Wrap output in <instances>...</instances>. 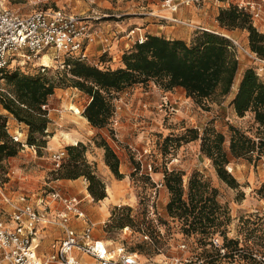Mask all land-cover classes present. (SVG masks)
I'll list each match as a JSON object with an SVG mask.
<instances>
[{
	"label": "rangeland",
	"instance_id": "1",
	"mask_svg": "<svg viewBox=\"0 0 264 264\" xmlns=\"http://www.w3.org/2000/svg\"><path fill=\"white\" fill-rule=\"evenodd\" d=\"M162 1L152 0L151 6H148L149 0H50L46 5H34L28 0L4 1L7 7L21 15L37 9L53 8L76 14L104 16L95 23H100L107 38L112 43L114 41V46H120L121 42L128 43L127 34L131 30H136L135 38L145 37L146 33L141 31L145 27L143 24L154 25L155 32L160 36L181 39L188 44L192 43L201 29H208L228 37L236 45L240 67L229 95H216L202 102L188 98L179 88L169 92L174 95L172 97L163 93L164 90L155 88L152 81L146 85H134L115 94L114 104L120 107L114 117L118 124L113 121L101 130L93 128L83 116L89 102L85 94L73 87L57 88L48 100V134L34 135L36 152L20 146L18 155L9 158L10 163L7 159L0 164V178L7 181L6 191L11 195H29L55 188L82 199L85 215L95 224L94 237L106 241L110 247L122 246L137 253L141 264H258L248 260L247 254H264V194L259 191L264 184V158L257 164L246 159H232L226 166L228 174L236 181L232 186L219 177L212 161L201 153V139L186 142L192 137L191 130L198 129L202 136L206 128H214L226 136L225 146L228 150L230 127L251 137L256 134L257 125L253 114L239 117L232 101L247 69H254L264 82V63L246 53V31L223 29L217 21L220 10L243 0L192 1L180 5L176 12L165 9ZM146 17L151 18V21L143 23L139 20ZM254 26L260 32L264 31V11L261 19L254 21ZM245 37L247 42L244 41ZM95 44L92 48L98 46ZM126 52L128 50L124 49L121 58L118 54L112 55L115 59L109 55H96L88 63L100 69L116 70L122 67V57ZM15 59L17 61L13 60L3 71H20L26 75L39 76L42 61L22 64L21 57ZM45 59L48 62H43L49 67H46L47 72L42 76L58 81L64 72V68L59 65L63 57L60 55L50 61L46 56ZM0 86L8 90L2 73ZM165 96L169 97V104L161 106ZM10 125L12 134L24 132L22 139L27 136L29 140L30 129L26 124L14 120ZM54 137L59 138L58 141H53ZM70 138H79L87 147L85 155L88 164L105 183L109 200H105L106 197L105 201L95 202L88 191L89 182L85 177L60 179V168L55 167L52 155L65 151L66 156L61 165L65 164L66 148L73 146ZM103 141L107 142L119 159L121 178H117L105 163V149L99 147ZM28 146L31 147V144ZM149 166H152V172H149ZM166 170L182 172L185 188L192 177L198 176L208 184L209 192L217 190L216 199L222 207V218H230L229 225L220 231L229 240H238L236 249L243 248V255L235 259L219 257L210 246V236L184 234L182 223L171 218L166 209L170 200V193L164 186ZM7 171L11 177L3 178ZM31 185L35 187L30 189ZM145 235L148 239L144 238ZM57 237L55 232L53 235L48 234L42 250L46 251Z\"/></svg>",
	"mask_w": 264,
	"mask_h": 264
},
{
	"label": "trees",
	"instance_id": "2",
	"mask_svg": "<svg viewBox=\"0 0 264 264\" xmlns=\"http://www.w3.org/2000/svg\"><path fill=\"white\" fill-rule=\"evenodd\" d=\"M217 21L223 29L246 31V50L264 62V31L260 32L254 26L249 13L232 5L220 10ZM122 64V67L112 70L100 69L88 61L68 60L59 82L42 76L47 70L43 72L39 69V76L26 75L20 71H2L8 94L0 96V103L20 124L29 127L27 142L35 146V134H48V111L43 110L42 106L48 104L57 88L73 87L85 94L89 102L83 116L93 128L101 130L111 125L115 116V94L134 85H146L152 81L166 92L180 88L188 98L202 102L216 95H229L240 67L236 45L227 37L210 30L199 31L191 44L181 39L148 35L143 43L135 44L123 55ZM232 106L239 117L253 114L257 125L254 137L230 127L227 150L226 136L214 128H206L202 136L198 129L191 130L192 137L186 142L201 139V153L212 161L219 177L234 186L236 181L226 170L232 159H246L257 164L264 158V82L258 78L254 69L244 72ZM6 122L7 119L0 115V164L16 157L21 150V145L15 143L8 134ZM99 147L105 149L106 165L117 178H121L116 153L105 141ZM66 150L67 160L58 170L60 179L76 180L85 177L94 201L104 200L107 197L106 186L88 164L85 155L87 147L78 143L76 146H68ZM183 176L182 172L176 170L164 172V186L170 193L166 207L169 216L182 223L183 232L188 236H210V246L217 256L221 257L220 252L212 243V238L217 234L223 239L228 251H235L238 242L229 240L220 231L229 225L230 218H222V207L216 199L217 190L209 192L208 184L198 176L192 177L185 188ZM259 191L264 194V184ZM251 261L256 262L254 259Z\"/></svg>",
	"mask_w": 264,
	"mask_h": 264
},
{
	"label": "built area",
	"instance_id": "3",
	"mask_svg": "<svg viewBox=\"0 0 264 264\" xmlns=\"http://www.w3.org/2000/svg\"><path fill=\"white\" fill-rule=\"evenodd\" d=\"M4 1L0 0V73L13 60L17 61L15 57H21L22 64L42 61L40 65L43 72L49 67L43 62L45 56L52 61L54 57L61 55L63 60L59 61L61 63L59 65L62 68H65L68 60L89 62L94 43L103 46L102 55H109L111 59H115L110 53L114 41L112 43L111 39L107 38V33L100 23H95L104 16L76 14L53 8L37 9L21 15L7 7ZM28 1L34 5H46L50 0ZM192 1L201 0L162 2L165 9L176 12L180 5ZM237 6L249 13L254 22L262 17L264 0H243ZM135 33L136 30H131L127 34L129 39L127 44L130 45V41H133L134 46L145 41L143 36L135 38ZM133 46H129L128 51ZM246 53L254 60L264 63L248 50ZM5 93L8 94L0 86V96ZM168 104L169 97L165 96L161 106ZM42 109L48 111L49 105H43ZM119 110L120 107L116 104L115 116ZM113 121L118 124L114 118ZM6 130L15 143L36 152L35 146H28L27 136L22 139V132L14 134L10 132L9 119L6 122ZM65 156V151L52 155L56 168L61 167ZM148 170L152 172V166H149ZM5 176L11 177L9 171L3 174V178ZM6 182L0 178V264H141L137 253L122 246L110 247L107 242L94 237L95 224L85 215L82 199L55 188L29 195L24 193L11 195L6 191ZM55 230L59 231L56 233L58 237L50 243L46 251H43V242L48 234L53 235ZM144 238L148 239V236L145 235ZM212 243L224 258L233 256L235 259L245 251L243 248L228 251L218 234L214 236ZM247 255L248 260L254 259L258 264H264V254L257 255L252 252Z\"/></svg>",
	"mask_w": 264,
	"mask_h": 264
},
{
	"label": "crops",
	"instance_id": "4",
	"mask_svg": "<svg viewBox=\"0 0 264 264\" xmlns=\"http://www.w3.org/2000/svg\"><path fill=\"white\" fill-rule=\"evenodd\" d=\"M151 1L152 0H149V3H148V6H151ZM155 0H153V2H154ZM133 4V3H132ZM135 5V4H134ZM140 21H142L143 23H145L146 21H151V18H148V17H146V18H141V19H139ZM145 27L143 28V29H141V31H142V33H146V35H145V38H146V36H148V35H156V36H160V34L158 33V32H155V29H154V25H148V24H143ZM206 30H208V29H206ZM141 35V34H140ZM169 39V38H168ZM244 41L245 42H247V38L245 37L244 38ZM130 44H131V46H133V41H130ZM96 45H98V46H96ZM94 46H96L95 48H92V50H91V57H94V56H96V55H100V54H102V46L101 45H99V44H95ZM129 44H127V42H125V43H123V42H121V45L120 46H114V44H113V46L111 47V49H110V53L111 54H118V56L120 57L123 53H124V49L125 50H128L129 49ZM93 47V46H92ZM121 58V57H120ZM155 88H157L156 86H155ZM157 89H159V88H157ZM180 89V88H179ZM161 91V90H160ZM163 93H168V95L170 94V96H174L172 93H169V92H165V91H162ZM186 98V97H185ZM0 115H2V116H4L6 119H9L10 120V124H11V122H14V120L16 121V119L13 117V115L12 114H10L8 111H6L4 108H3V106L1 105V103H0ZM11 118H13L14 120H12ZM11 126V125H10ZM19 132V131H18ZM16 133V132H15ZM21 133V132H20ZM22 134L24 135V132H22ZM23 135H22V137H23ZM26 137V136H25ZM58 139L59 138H56V137H54L53 138V141H58ZM72 140V144L71 145H77L78 144V142H81L82 143V140H79V138H71ZM121 141H124V140H122V138H121ZM127 144L129 145V146H131L130 145V141H128L127 140ZM104 153H105V151H104ZM5 163V162H4ZM7 163V162H6ZM8 163H10L9 162V159H8ZM60 182V181H59ZM35 186L34 185H31L30 186V189L31 188H34ZM37 187V186H36ZM41 187V186H40ZM105 200H109V197H107ZM104 200V201H105ZM59 231L58 230H55V233H58Z\"/></svg>",
	"mask_w": 264,
	"mask_h": 264
},
{
	"label": "bare ground",
	"instance_id": "5",
	"mask_svg": "<svg viewBox=\"0 0 264 264\" xmlns=\"http://www.w3.org/2000/svg\"><path fill=\"white\" fill-rule=\"evenodd\" d=\"M45 58H46V56H45ZM45 58H44V62H48V60H46ZM46 64H47V63H46ZM71 110H72V109H71ZM70 139H71V138H70ZM110 193H111V192H110ZM105 242H106V241H105ZM107 244H108V243H107Z\"/></svg>",
	"mask_w": 264,
	"mask_h": 264
},
{
	"label": "water",
	"instance_id": "6",
	"mask_svg": "<svg viewBox=\"0 0 264 264\" xmlns=\"http://www.w3.org/2000/svg\"><path fill=\"white\" fill-rule=\"evenodd\" d=\"M226 37V36H225ZM228 38V37H227Z\"/></svg>",
	"mask_w": 264,
	"mask_h": 264
}]
</instances>
